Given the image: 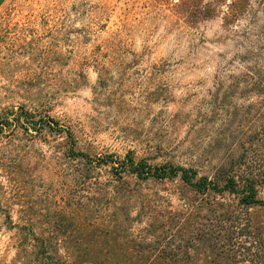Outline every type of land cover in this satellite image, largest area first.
Here are the masks:
<instances>
[{"label": "rangeland", "instance_id": "obj_1", "mask_svg": "<svg viewBox=\"0 0 264 264\" xmlns=\"http://www.w3.org/2000/svg\"><path fill=\"white\" fill-rule=\"evenodd\" d=\"M236 2L6 1L0 116L24 108L74 140L0 136V264H264V207L97 161L132 152L215 180L246 145L264 176V0L235 18Z\"/></svg>", "mask_w": 264, "mask_h": 264}, {"label": "trees", "instance_id": "obj_2", "mask_svg": "<svg viewBox=\"0 0 264 264\" xmlns=\"http://www.w3.org/2000/svg\"><path fill=\"white\" fill-rule=\"evenodd\" d=\"M242 2L243 0H238V2L233 4L232 11L230 12L231 17L236 18L240 16L242 13ZM256 36L260 42L258 44L260 52L255 58L256 64L260 68L254 66L255 72L253 74L257 76L258 91L260 94H264V72L262 70L264 66V30ZM17 128H22L27 133H29V130H32L37 134H42L45 129H49L58 135L67 134L70 140H74L71 131L62 128L58 121L50 117L36 121L35 115L29 113L24 108H20L11 117L9 114L0 116V136H3L7 130L14 132ZM254 135L256 141L252 140V142L255 141L259 145L264 146V117H262L260 129ZM244 146V152L241 154L239 160L231 166V169H223L220 171L215 180L200 177L196 170L190 168L175 166L173 164L158 166L149 164L145 159H136L132 152H129L123 159L108 155L104 158H97V161L100 165L111 166L113 173L120 178L126 173L133 175L141 181L150 179L173 180L180 178L185 184L200 193L212 191L217 194H222L228 192L238 197L242 205L247 207H264V200L259 198L260 190L264 187V176L258 168L260 159L254 157L255 155L253 153L257 151H253V147ZM78 156L89 162H93V159L87 154L78 153Z\"/></svg>", "mask_w": 264, "mask_h": 264}, {"label": "crops", "instance_id": "obj_3", "mask_svg": "<svg viewBox=\"0 0 264 264\" xmlns=\"http://www.w3.org/2000/svg\"><path fill=\"white\" fill-rule=\"evenodd\" d=\"M7 0H0V9L4 6Z\"/></svg>", "mask_w": 264, "mask_h": 264}]
</instances>
